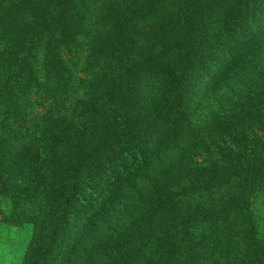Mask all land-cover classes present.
<instances>
[{"label": "trees", "instance_id": "1", "mask_svg": "<svg viewBox=\"0 0 264 264\" xmlns=\"http://www.w3.org/2000/svg\"><path fill=\"white\" fill-rule=\"evenodd\" d=\"M248 122L264 0H0V205L41 181L1 211L32 220L24 264H264Z\"/></svg>", "mask_w": 264, "mask_h": 264}, {"label": "rangeland", "instance_id": "2", "mask_svg": "<svg viewBox=\"0 0 264 264\" xmlns=\"http://www.w3.org/2000/svg\"><path fill=\"white\" fill-rule=\"evenodd\" d=\"M234 124V123H233ZM256 127V126H255ZM224 130L233 131V127L230 123H226L223 127ZM234 134L240 135L243 137V134L240 132ZM248 140L253 141L254 143H259L264 140V133L262 130L252 131L250 128V123L248 122ZM30 150H26V155L21 156L19 163H23L27 157H29ZM15 176L11 178L13 180ZM54 179V187L55 185H59V181ZM20 184L22 198L17 199H7L5 198V202L0 205V264H24V260L27 258V253H30L29 247L32 243L33 238V225L32 220H28L27 218L22 220L16 226H11L9 224L12 222L11 216H9L7 222L5 217L3 216L1 211H8V215H10V211H12V207H19L22 211L29 206H37L39 203L36 202L35 194L41 187V181L39 178H36L31 175V173L21 172L20 178L17 181ZM264 185V184H263ZM4 188H2L3 190ZM0 190V191H2ZM2 193V192H1ZM55 194V192H52ZM257 194V203L252 207L253 219L256 223V231L257 237L259 240L264 241V188L262 191ZM242 233V232H240ZM247 235L245 236V238ZM230 235H224L221 239L223 242L222 248L226 246V243L234 245L235 237ZM248 238V237H247ZM235 246V245H234ZM237 247V244H236ZM248 248L244 251V254L255 253V250L251 246H247ZM238 249V248H237ZM248 252V253H247Z\"/></svg>", "mask_w": 264, "mask_h": 264}]
</instances>
